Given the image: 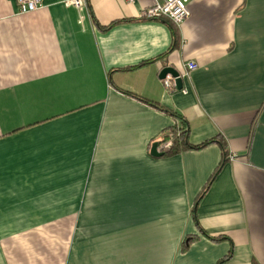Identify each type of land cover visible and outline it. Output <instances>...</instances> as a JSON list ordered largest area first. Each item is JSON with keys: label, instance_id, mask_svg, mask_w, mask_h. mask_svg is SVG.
Returning a JSON list of instances; mask_svg holds the SVG:
<instances>
[{"label": "crops", "instance_id": "1", "mask_svg": "<svg viewBox=\"0 0 264 264\" xmlns=\"http://www.w3.org/2000/svg\"><path fill=\"white\" fill-rule=\"evenodd\" d=\"M64 1L0 0V264H264V0Z\"/></svg>", "mask_w": 264, "mask_h": 264}, {"label": "built area", "instance_id": "2", "mask_svg": "<svg viewBox=\"0 0 264 264\" xmlns=\"http://www.w3.org/2000/svg\"><path fill=\"white\" fill-rule=\"evenodd\" d=\"M19 6V12H33L42 6V0H16ZM126 2H134L136 0H124ZM191 0H154L152 5L145 7L141 13V18L146 19H167L177 26H181L190 17L189 3ZM67 7L77 10H83L87 6V0H65ZM198 68V63L194 60L185 62L183 72L178 76L167 74L162 78L163 85L168 92H176L181 90L186 93L187 89H179L176 83L178 78H187L191 72ZM171 145V141H167L159 146V150Z\"/></svg>", "mask_w": 264, "mask_h": 264}, {"label": "trees", "instance_id": "3", "mask_svg": "<svg viewBox=\"0 0 264 264\" xmlns=\"http://www.w3.org/2000/svg\"><path fill=\"white\" fill-rule=\"evenodd\" d=\"M173 116H174L175 121H176L175 124L170 126L169 128H167L163 132V135L159 139V141L156 142L157 150H158V152L161 153L160 156L174 155V154H178L179 152H182V151L188 150V149H200V148L206 147L207 145L214 143V142H219L221 144L222 148L224 149L223 150V159L221 160V162L219 163V165L217 166V168L213 172V174H212L211 178L209 179V181L207 182L206 186L201 191V193H203L206 191L209 184L214 179L216 174L220 171V169L222 168L223 164L226 161L227 152H226V148H225V143L223 141L216 139V138L208 139V140H206V141H204L198 145H193V144L189 143L188 142L189 125H188L187 120L184 119V117L178 112H174ZM167 141H171V145L166 147V148H163L162 150H159V146L161 144L167 142ZM193 239H195L193 236L187 237L185 239V241L183 242V248H187L189 243L192 242ZM227 258H229V255L226 256V259Z\"/></svg>", "mask_w": 264, "mask_h": 264}, {"label": "water", "instance_id": "4", "mask_svg": "<svg viewBox=\"0 0 264 264\" xmlns=\"http://www.w3.org/2000/svg\"><path fill=\"white\" fill-rule=\"evenodd\" d=\"M168 73H171L173 76H178L180 74L179 71L176 70L175 68H173V67H166L163 70V72H162V78L165 77ZM176 83H177V86H178L179 89H182L183 88L184 85H183V79L182 78H178L176 80ZM152 154L153 155H156V156L161 155V153L158 152V150H157V144L156 143L153 145Z\"/></svg>", "mask_w": 264, "mask_h": 264}]
</instances>
